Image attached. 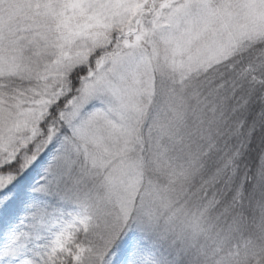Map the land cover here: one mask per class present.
<instances>
[{"label":"snow or ice","instance_id":"6c2138e0","mask_svg":"<svg viewBox=\"0 0 264 264\" xmlns=\"http://www.w3.org/2000/svg\"><path fill=\"white\" fill-rule=\"evenodd\" d=\"M0 264H264V0H0Z\"/></svg>","mask_w":264,"mask_h":264},{"label":"trees","instance_id":"16d2710c","mask_svg":"<svg viewBox=\"0 0 264 264\" xmlns=\"http://www.w3.org/2000/svg\"><path fill=\"white\" fill-rule=\"evenodd\" d=\"M189 125H190V126L193 125V119H192L191 115L189 116ZM160 183H164V180L161 179V180H160Z\"/></svg>","mask_w":264,"mask_h":264}]
</instances>
